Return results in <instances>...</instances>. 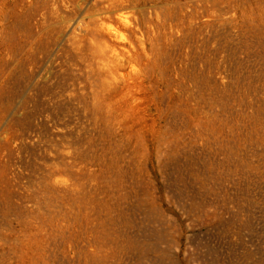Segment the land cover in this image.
<instances>
[{
  "label": "rangeland",
  "instance_id": "obj_1",
  "mask_svg": "<svg viewBox=\"0 0 264 264\" xmlns=\"http://www.w3.org/2000/svg\"><path fill=\"white\" fill-rule=\"evenodd\" d=\"M0 264H264V0H0Z\"/></svg>",
  "mask_w": 264,
  "mask_h": 264
}]
</instances>
